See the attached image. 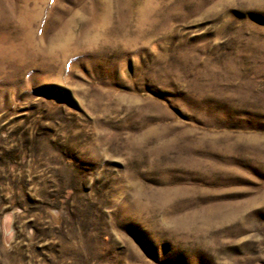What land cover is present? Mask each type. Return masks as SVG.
Returning <instances> with one entry per match:
<instances>
[{"label": "rangeland", "instance_id": "obj_1", "mask_svg": "<svg viewBox=\"0 0 264 264\" xmlns=\"http://www.w3.org/2000/svg\"><path fill=\"white\" fill-rule=\"evenodd\" d=\"M0 264H264V0H0Z\"/></svg>", "mask_w": 264, "mask_h": 264}]
</instances>
